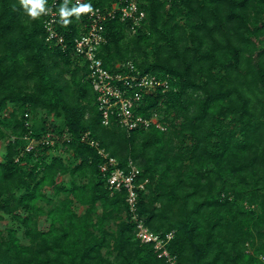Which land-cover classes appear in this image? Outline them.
<instances>
[{
	"label": "trees",
	"instance_id": "16d2710c",
	"mask_svg": "<svg viewBox=\"0 0 264 264\" xmlns=\"http://www.w3.org/2000/svg\"><path fill=\"white\" fill-rule=\"evenodd\" d=\"M63 2L53 6L57 43L50 13L32 19L19 0H0V218L12 223L0 228V264H169L136 237L134 215L163 236L173 231L177 264H264V0H139L145 16L132 35L120 11L106 20L105 67L131 61L125 72L167 77V89L128 88L142 94L134 113L160 110L166 130L103 123L76 47L89 19L62 25ZM90 139L148 179L134 210L126 188L109 187Z\"/></svg>",
	"mask_w": 264,
	"mask_h": 264
},
{
	"label": "built area",
	"instance_id": "2783aa9c",
	"mask_svg": "<svg viewBox=\"0 0 264 264\" xmlns=\"http://www.w3.org/2000/svg\"><path fill=\"white\" fill-rule=\"evenodd\" d=\"M57 1V0H56ZM56 1L48 7L50 9V16L46 21L47 29L49 31L48 39H55V42L62 43L64 35L55 27L56 16L58 12L53 9ZM77 4V0L73 1ZM83 3V0H80ZM92 12L86 13V18L89 23L85 24L86 31L77 36L76 47L77 52L85 53L88 60V77L90 78L95 91L97 92L98 106L103 115V123L109 124L115 122L128 130L138 126L148 128L152 123H156L160 128L164 125L160 122L159 113L155 112L152 116L146 117L141 113H134L133 100L141 98L142 94L138 91L134 95H130L128 88L134 85H140L148 90H154L158 86L164 89L168 88V80L166 78H159L154 74H136L125 72L123 70L127 65L134 68L131 61L118 62L116 67L121 68L118 71H111L103 64V59L99 56L100 44L107 41L105 22L108 18L116 16L120 11V18L123 21L129 22L130 29L136 30L137 26L141 24L145 16V11L139 8V0H119L112 4L111 8L106 7L104 10L99 7H92ZM120 83V84H119ZM123 84V86L121 85ZM157 118V119H156ZM49 138V134L46 139ZM38 140L32 139L29 146L32 147ZM90 143L94 145L98 153L103 157L101 163V171L107 175L108 185L112 190H119L121 188L127 189V201L131 205V209L136 208V203L139 197V189L146 187V180H139V167L129 160L127 167L120 166L119 160L111 155L99 141L90 139ZM110 170V172H108ZM108 173V174H107ZM136 237L142 242L153 243L159 257H165L169 264H177L176 257L169 252L167 242L173 236V231H169L165 236L151 230L143 219L137 218Z\"/></svg>",
	"mask_w": 264,
	"mask_h": 264
},
{
	"label": "clouds",
	"instance_id": "9594fccd",
	"mask_svg": "<svg viewBox=\"0 0 264 264\" xmlns=\"http://www.w3.org/2000/svg\"><path fill=\"white\" fill-rule=\"evenodd\" d=\"M69 2L70 0H64L59 9L60 23L64 26L71 23L70 17L75 16L79 19L81 14L90 13L93 10L91 4H82L80 0H77L76 6L69 8ZM19 3L32 19H36L42 14H48L51 11L45 7L46 0H19Z\"/></svg>",
	"mask_w": 264,
	"mask_h": 264
},
{
	"label": "rangeland",
	"instance_id": "374dc122",
	"mask_svg": "<svg viewBox=\"0 0 264 264\" xmlns=\"http://www.w3.org/2000/svg\"><path fill=\"white\" fill-rule=\"evenodd\" d=\"M135 32H136V31L131 30V31L128 32V33H129V35H132V34L135 33ZM157 111L160 112V113H159V117L163 116V113H162L160 110L157 109ZM156 119H157V118H156ZM166 125H167V127H168V123H167V122L164 124V128H163L164 130L167 129ZM7 131H11V130H7ZM4 152H5V142H4V141H1V144H0V158L3 157ZM52 152H54V153H58V152H59V149H54ZM69 178H70L69 175H63V176H61L60 179L66 180V179H69ZM43 190H44L45 192H48V193H50V192L53 191L52 188H51L50 186H48V185H46V186L44 187ZM42 204L47 208V206L45 205V204H46V201H45V200H42ZM99 206H100V205H99ZM100 208H101V206L99 207V209H100ZM77 210H78L79 212H81V211H84V208H83L82 205H79V206H77ZM38 222H39V225H40L41 227L47 228V227L49 226L50 218H48L47 214H43V215H40V216L38 217ZM11 224H12V223H11V217H10V215H9V214H5V213H3V218H2V219L0 218V228L6 231V229H7ZM109 225H112L113 227H115V226L113 225V223H112V224H109ZM14 226H17V224H15ZM18 236L21 238L22 242H29L28 238H26V237L24 236V226L21 225V223H20L19 226H18ZM104 250H105V249H104ZM247 251H251V247H250V246L247 248Z\"/></svg>",
	"mask_w": 264,
	"mask_h": 264
}]
</instances>
